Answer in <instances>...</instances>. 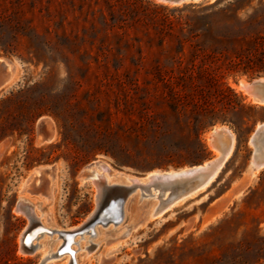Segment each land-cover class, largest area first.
<instances>
[{"label": "rangeland", "instance_id": "374dc122", "mask_svg": "<svg viewBox=\"0 0 264 264\" xmlns=\"http://www.w3.org/2000/svg\"><path fill=\"white\" fill-rule=\"evenodd\" d=\"M1 59L9 65L0 87V264H62L44 253L56 233L22 250L31 218L17 202H36L32 213L53 228L80 227L99 204L90 173L102 163L104 184L129 185L126 212L116 227L79 239L82 264H264V169L248 174L264 105L236 87L264 75V0H0ZM40 117L52 124L45 142ZM222 125L234 146L212 195L153 214L161 188L127 175L217 157L206 135ZM46 167L41 182L31 179ZM242 175L251 186L235 195ZM88 239L98 244L83 257Z\"/></svg>", "mask_w": 264, "mask_h": 264}, {"label": "bare ground", "instance_id": "6f19581e", "mask_svg": "<svg viewBox=\"0 0 264 264\" xmlns=\"http://www.w3.org/2000/svg\"><path fill=\"white\" fill-rule=\"evenodd\" d=\"M197 1H199V0H197ZM8 65H9V63H7L6 69H8ZM13 80L14 79L10 76L7 79L5 85L11 84V82ZM261 80H264V77H262ZM4 82H5V80H4ZM236 87L239 90L242 91V93L246 96L248 101L256 103V104L264 105V99L260 100V99H258L257 97H255L252 94V92L249 89V81H247L246 78L243 79V77H242V79L240 80L239 84L236 85ZM46 123H47V127L51 131V135H52V124H51V121L47 120ZM261 125H264V122L259 124L256 127V129L259 128ZM206 136H207V139H208V142H209L210 146L212 147V149H213V151L215 153L220 154V150L219 149L222 146L228 145V148L226 149L224 154H221V155H222V157H224V156H226L227 153L229 154V152H230V151H228L229 146L234 141H233V137H232V134H231V130L228 127L223 126V125L222 126H215L214 128L211 129V131H209L207 133ZM254 136H259V135L258 134L255 135L254 132H253V134H252V136L250 138L253 139ZM229 150H231V149H229ZM261 159L264 160V154L262 155L260 160ZM220 160H222V159H220ZM208 162L209 161L203 162V166L206 165ZM218 164H219V162H218ZM218 164L214 168L213 172L209 174L205 184L202 187L207 185L208 182L211 179H213L214 172H215ZM263 165L264 164H260V165H257L256 167H252V168L256 169V168H258L260 166H263ZM108 167H109L108 164H103L102 163V164H100V168L99 169H95V170L93 169L91 171V173H90V177H91L90 181H91L92 185L95 186L98 189L97 190L98 191V197H100L99 204H98L96 210L94 211L93 215L91 216V218L93 216H95V214L98 213V211L101 209V207L104 204H107L106 207H105V211L100 215V217H105V216H110V215L112 216L114 213L119 212V207H121V211H122L121 212V214H122L121 220H122L123 219V214H125L124 212H126V202H125V200H126L127 197H123V196L118 197L117 195H114V196H111V197H107L106 200L103 201V203L101 202L102 198L107 194V191L109 190V188L114 186V185H116V184H113V185L104 184L107 181V179L110 178V176H111L108 173L109 172V168ZM197 167H199V166H196L195 168H197ZM191 168L192 167H184V168H177V169L173 168V169L165 170V171L153 170V171L149 172L146 175V177H144L143 179H137V178L135 179V178H133V177H131L129 175H127L128 176L127 178H129L131 181H141V180L145 181V180H148V183L150 185H152V184L155 185L156 188H157V186L160 187V188L162 186H164L165 189L163 191V196H165L166 192H168V191H169V194H170V185H171L173 180H176V179H179V178H189L191 176L192 173H188L186 171V170H189ZM39 169L36 170L33 173V175H35V176L38 175L39 174ZM199 176H202V175L200 174ZM35 179H37V178H35ZM117 184L118 185L129 186L128 183H126V182L117 183ZM142 184L143 183H140L138 185L142 186ZM195 191H193V192H195ZM193 192H191V193H193ZM168 196L166 198H162V199L160 198V200L165 201V200H167V198H169ZM184 196H186V195H184ZM112 197H113V199L110 201V199ZM19 200H22L25 213H27V215L30 218H33V219L37 220L36 223L38 224V227L35 228L34 230H32L31 233L28 234L25 238H24L25 230L23 231V233L21 235V240H20V244H21L22 250H24V251L26 250L23 247V238L25 239L24 241L26 243L30 242V244H32L34 246V248H35V245L33 244V241L38 237L39 234L46 233V235L51 236L54 233H56L54 239L58 240V242L55 245L54 250L52 252H50L48 247H46L44 249V253H47L49 255V258H55V257L64 256V258H65L64 261L67 262L66 264H82V262L78 258V250L80 248L79 239H81L82 237H85L84 236L85 234H88L87 237L97 236L98 232H99V229L106 230V229H109V228H114L121 221L120 220L116 224H114L113 222H108L105 225L102 224L101 222H98L95 225H93L92 230L84 231L81 234L72 235L71 234L72 232H74L76 230H79V229H82L83 224L86 223L87 221L84 222L80 227H76V228H71V229H69V228H53L50 225L46 224L45 222H42V220H40V217H42L43 214H41L39 211L35 210V214H36L37 218L32 213V209H33V207H34L36 202L32 203L33 200H30V199H28L26 197H20ZM173 203H175V202H171V203L169 202V204L167 206H164V207L160 206L159 208H157L154 211L153 214H158L159 212L163 211L166 207L171 206ZM48 231H50V232H48ZM88 241H89V239H88ZM48 243H49V241H48V239H46V240H44L43 245L46 246ZM97 244L98 243L95 240H90L89 242L85 241V244L83 246H81L82 248L85 249V253H84L83 257L88 255L89 252L91 250H93V249L87 250L91 245H93L95 247ZM47 259H48V257H44L40 261V263L41 264H45ZM64 261H63V263H64Z\"/></svg>", "mask_w": 264, "mask_h": 264}, {"label": "water", "instance_id": "95a60500", "mask_svg": "<svg viewBox=\"0 0 264 264\" xmlns=\"http://www.w3.org/2000/svg\"><path fill=\"white\" fill-rule=\"evenodd\" d=\"M161 3H166V4H173V5H177V4H181V3H185V2H197V0H158ZM7 61L1 59L0 60V87L2 86V84L4 83V75L6 73V65H7ZM264 77V75H258L255 76L251 79H249V89L252 92V94L257 97L260 100L264 99V80H261V78ZM47 120H49L48 118L45 117H40L37 121V125H36V130H37V137H40V139L45 142L47 141L50 136H51V131L48 129L47 127ZM254 134H258L260 135L261 133L264 132V125H261L259 128H255L254 129ZM227 146L226 147H221L220 153L224 154V152L226 151ZM222 157V156H221ZM221 157H215L213 159H207V161H209L206 165L203 166V162L198 163V164H193L190 165L189 167H192L189 170H186L188 173H192L191 176L189 178H185L182 180H175L171 185H170V194H169V198H167V200H165L166 202L162 201V207L167 206L169 204V202L171 200H174L180 196H184V195H188L191 192L198 190L199 188H201L210 173L213 172L214 168L216 167V165L218 164V162H220ZM250 165H252V167H256L257 165L260 164H264V160H260L256 157V155H254L252 153L251 158H250ZM196 166H199L197 168H195ZM249 166V165H248ZM180 168V167H177ZM174 168V169H177ZM48 171V167L46 168H40L39 169V174L38 175H33L31 179L34 178H38L41 182L42 181V177L44 173H47ZM202 176H199V175ZM199 176V177H198ZM217 177V175H216ZM216 177L213 179V181H215ZM212 181V182H213ZM211 182V183H212ZM209 183V185L211 184ZM208 185V186H209ZM112 191L107 195V197H111L114 195H117L118 197L123 196L126 197V192L125 190L128 188V186L125 185H114L112 186ZM113 199V197L110 199V201ZM106 200V199H105ZM104 200V201H105ZM103 203V202H102ZM107 204H104L101 209L98 211L97 214H95V216H93L92 218H90L86 223L83 224L82 229L76 230L74 232H72V235H76V234H81L84 231H88V230H92L93 225H95L98 222H101L102 224H107L108 222H113L114 224L118 223L121 220L122 214H121V207H119V212L114 213L112 216H105V217H100V215L105 211V207ZM17 208H23V203L22 200H18L17 202ZM37 220L31 218V222L28 225V227L26 228L25 232H24V238L31 233L32 230H34L35 228L38 227V224L36 223ZM50 232V231H48ZM23 238V247L27 250H33L34 246L32 244H30V242L26 243ZM41 264V263H40Z\"/></svg>", "mask_w": 264, "mask_h": 264}, {"label": "crops", "instance_id": "0c3cea01", "mask_svg": "<svg viewBox=\"0 0 264 264\" xmlns=\"http://www.w3.org/2000/svg\"><path fill=\"white\" fill-rule=\"evenodd\" d=\"M262 138H264V133H262L261 135H259V136H254L253 137V139L252 138H250V142L252 143V146H253V154L254 155H256V157L258 158V159H260L261 157H262V155L264 154V141L262 140ZM233 144V145H232ZM232 146L230 145L229 146V149H231V150H229L228 149V151H230L229 152V154L227 155L226 154V156H224V157H222L221 159L222 160H220V162H219V164H218V166H217V168H216V170H215V172H214V176H213V179L216 177V175H218V173L220 172V170L222 169V167H223V165H224V163H225V161L228 159V157H229V155H230V153L232 152V150H233V146H234V142H232ZM209 146V145H208ZM227 146V148H228V145H226ZM226 146H222V147H226ZM211 149H212V147L211 146H209ZM213 150V149H212ZM213 155H217V154H215V152L214 153H212V156ZM222 155H221V153L220 154H218V158L219 157H221ZM262 170V169H264V165L263 166H260V167H258V168H256V169H254V168H252V165H250L249 164V166H248V174L250 175V176H252V177H254L255 175H256V173H258L259 172V170ZM257 171V172H256ZM180 180H182V179H185V178H179ZM179 179H176V180H179ZM213 179H211L209 182H208V184L207 185H205L204 187H202V188H200V189H198V190H196L195 192H193V193H191V194H189V195H186V196H180V197H178V198H176V199H174V200H171L170 201V203L171 202H175V203H173L171 206H178V205H180V204H182V203H186L188 200H190V199H193L194 197H196V196H199L200 198L199 199H201V201L202 200H204V199H206V198H208L210 195H212V191H210L209 190V188L211 187L210 185H209V183H211L212 181H213ZM246 178L245 177H243V175L242 176H239L238 178H236L234 181H232V184H236V189H235V195H237V194H243V193H245L246 192V190H248L249 188H250V182H248L247 180H245ZM175 180H173L172 181V183L174 182ZM245 181H247V182H245ZM171 183V184H172ZM209 185V186H208ZM164 189H165V187L164 186H162L161 187V192H160V198L162 199V197H163V191H164ZM229 190V189H228ZM228 190L227 191H225L224 193H221V194H219V195H217L216 197H214L211 201H209L208 202V207H212V206H214V205H216L217 203H219L224 197H225V195H226V193L228 192ZM236 192H238V193H236ZM161 201H163V200H161ZM198 201H200V200H198ZM164 202H166V201H164Z\"/></svg>", "mask_w": 264, "mask_h": 264}]
</instances>
